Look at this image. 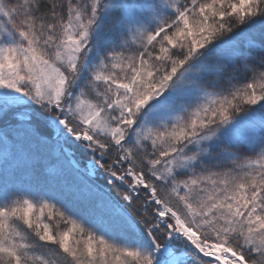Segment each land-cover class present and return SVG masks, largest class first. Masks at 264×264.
I'll return each instance as SVG.
<instances>
[{"label": "snow or ice", "instance_id": "1", "mask_svg": "<svg viewBox=\"0 0 264 264\" xmlns=\"http://www.w3.org/2000/svg\"><path fill=\"white\" fill-rule=\"evenodd\" d=\"M0 264H264V0H0Z\"/></svg>", "mask_w": 264, "mask_h": 264}]
</instances>
